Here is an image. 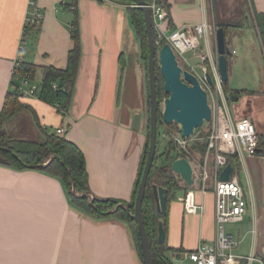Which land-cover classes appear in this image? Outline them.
Returning a JSON list of instances; mask_svg holds the SVG:
<instances>
[{"label":"crops","instance_id":"crops-1","mask_svg":"<svg viewBox=\"0 0 264 264\" xmlns=\"http://www.w3.org/2000/svg\"><path fill=\"white\" fill-rule=\"evenodd\" d=\"M71 1L0 0V110L11 88L18 60L39 66H66L72 47L70 29L74 16L73 8L67 6ZM167 5L165 27L208 20L207 0H167ZM247 6L250 12L251 7L264 12V0H248ZM76 8L82 54L68 111L60 112L37 97H23L35 111L40 127L30 110H25L29 118L23 110L11 120H23L24 116L28 122L32 119L38 130L33 136L42 140L41 129L53 132L66 127L63 135L75 143L85 157L89 192L101 199L128 202L146 140L142 116L139 129H132L133 115L141 112L130 102L135 96L141 104L147 97L146 70L139 41L124 3L77 0ZM34 9L41 12L43 18L29 30L25 43L23 31ZM199 52L195 51V55L199 56ZM202 65L201 60L200 67ZM41 78L42 72L38 69L34 81L40 83ZM117 113L119 120L114 116ZM256 126L259 133H264ZM17 127L29 139L24 131L28 128L18 121ZM192 190L196 201L203 205L202 210L186 213L180 199L183 194L169 205L167 244L182 249L180 253L168 254L173 264L184 259L191 261L185 255L188 251L196 249L200 241L214 242L215 239L214 192L211 187L202 191L194 186ZM251 200L252 194L247 208L252 211L250 230L255 228L262 232L264 217L258 218ZM0 264L142 262L125 222L114 218L96 219L77 210L59 178L34 168L0 165Z\"/></svg>","mask_w":264,"mask_h":264},{"label":"trees","instance_id":"trees-1","mask_svg":"<svg viewBox=\"0 0 264 264\" xmlns=\"http://www.w3.org/2000/svg\"><path fill=\"white\" fill-rule=\"evenodd\" d=\"M76 1L77 0H72L67 5L68 7L73 8L72 11L74 17L70 29L72 47L69 49L67 54L66 66L64 68H58L52 65L39 66L33 62H28L25 60H18L16 62L15 68L13 69L11 88L6 93L3 107L0 110V165L15 169H27L28 165L33 166L34 169L59 178L63 183L65 190L67 191L69 201L77 210L96 219L114 218L125 222L130 229L135 251L142 262L140 240L137 232V227L134 220L130 217L129 213H133L134 211V199L141 179L142 169L147 154L148 131L146 133V140L139 163L137 178L133 186L131 199L126 202L117 199H101L98 197H94V201L91 204L90 195L76 196L72 193L73 183L74 188L79 195H81L83 192H89L87 186L88 176L85 157L80 148L75 143L68 140L63 134L56 133V131L52 132L41 129L43 133V140L34 141L16 138L8 134L4 128V124L7 121L15 118L23 110H30L33 116H35V120L37 121V115L32 106L24 102L23 96L19 93V84L21 78L27 76L28 74L34 77L38 69H41L42 78L40 83H38L39 88L36 92V97L46 104H60L64 113L68 111L72 101L73 90L75 87L82 54L81 35L79 29L78 9L76 8ZM113 1L125 4V10L130 17L131 24L136 32V36L139 41L140 54L146 70L147 84L148 44L143 21V13L140 8L136 7L131 0ZM156 3L162 5L165 8H167L168 6L167 0H156ZM249 11L250 10H246V15H243L242 21L234 23L233 26L237 28H243L248 25L247 20L249 19L252 26L256 30L261 48L264 52V12L256 11L253 7H251L250 14ZM36 25V23L31 24L29 22H26L25 29L22 35L23 42L26 43L29 30L36 27ZM156 69L158 78V80L156 79V83L162 81L163 84L164 80L159 73L158 67ZM18 79L19 82L17 81ZM226 84L227 83H222L224 92H228V87L226 86ZM234 90V93L238 94L239 90ZM163 93V85L160 86L159 84V88H157V98L159 101L161 96H163ZM163 124L167 125L163 121L162 115L159 112L157 122V148L148 177L145 196L142 204V215L144 225L151 242L154 264H173L168 254L180 253L182 252V249L173 248L168 246L167 244L169 205L172 201L177 199V191H185L187 187L182 188L178 184L177 178L170 168L171 162L175 158L179 157V154L175 150L176 148H174L175 144L172 139L168 141L166 140V146L162 144L163 136L160 128ZM167 126L170 127L171 124ZM173 126L178 131L176 124H174ZM146 127L148 130V119ZM258 138V148L260 149V152H257V154L264 155V133L258 132ZM202 145L204 147H202ZM198 146L204 152L206 149V142L204 141V143ZM54 155L58 158L53 159L45 166H40L45 164L50 159V157ZM240 167L241 164L239 161H237L236 170H239ZM153 184L162 185L168 190L167 212L165 215L157 212L155 200L152 193ZM119 203L125 204L129 209V213L126 208L122 206H119L117 210H115L111 214L107 213L108 211L116 207ZM159 221L163 223V227L165 230V241L163 243H160L157 240V229Z\"/></svg>","mask_w":264,"mask_h":264},{"label":"built area","instance_id":"built-area-1","mask_svg":"<svg viewBox=\"0 0 264 264\" xmlns=\"http://www.w3.org/2000/svg\"><path fill=\"white\" fill-rule=\"evenodd\" d=\"M33 4L32 1L31 5ZM148 4L153 18L155 47L159 49L164 43H169L179 63L181 60L187 62L184 58L185 52L202 50L200 39L205 40V52L199 54L203 63L201 72L198 73L192 66L187 68L198 77L202 87L207 91L212 114L211 119L205 121L202 126L204 129L202 139L206 142V149L204 156L199 157L202 159L199 161L201 172L195 175L193 169L194 184L191 188L180 179L187 187L180 199L186 213H197L203 209V205L196 201L192 188L199 187L202 191L212 188L215 239L214 242L200 241L195 250L185 255L195 264H264V231L258 232L255 228L251 231L253 238L250 254L242 255L232 253L239 241L235 240L233 233L226 230L228 223L241 222L247 212L249 199L236 174V162L257 155L259 138L256 124L250 117H235L230 111L217 69L215 45L211 40L216 29L207 19H204L199 23L171 28L170 33L166 35L167 27L163 26L167 19L166 8L157 4L155 0L148 1ZM42 18V13L34 9L27 18V22L35 24ZM159 21L161 24L158 23ZM206 72L210 73L213 86L207 83ZM38 88V83L31 75L21 78L19 93L23 97H36ZM53 106L63 112L60 104ZM65 130L66 127H59L55 131L63 134ZM173 142L179 157H185L192 164L188 152V139L183 138L177 131L173 136ZM228 163L233 166V172L228 181H222L219 179V173Z\"/></svg>","mask_w":264,"mask_h":264},{"label":"rangeland","instance_id":"rangeland-1","mask_svg":"<svg viewBox=\"0 0 264 264\" xmlns=\"http://www.w3.org/2000/svg\"><path fill=\"white\" fill-rule=\"evenodd\" d=\"M247 4L248 0H207V17L213 28L216 29L219 26H223L225 30L226 44L231 52V57L227 60L228 79L226 86L228 87V92H224L230 111L235 117H250L258 126L263 129L264 132V52L261 48L256 30L252 26L249 19L247 20L248 25L243 28H237L233 26L234 23L242 21L243 15H246L245 11L249 10ZM250 13L251 12L249 11V14ZM158 23L161 24L160 21ZM170 29L171 28L167 26L165 32L166 35L170 33ZM211 40H215V32L211 37ZM134 43L135 41L132 39L133 48ZM200 44L202 46V50L200 51V49H198L196 51L205 52V40L200 39ZM232 50H234V52H232ZM200 52L197 54H200ZM133 54L132 58L134 57ZM195 54L196 53L193 50L185 52L184 58L189 64L181 60L179 65L183 68H190V66H192L200 73L201 59ZM159 84L162 86V81L157 83V88H159ZM231 89H236L237 91L239 90L238 94L235 93L237 95L236 100L231 99V95L235 92V90L232 91ZM145 92L147 93V97L141 104L138 103L135 96L130 99V102L132 104H136L135 108L140 110L142 121H144L142 128L144 129L145 133H147L148 130L146 125L148 119V88L147 91L145 90ZM166 96L167 95L163 93V96L160 98V114L162 113L161 111L163 109V101ZM120 101L121 105L123 106V100L120 99ZM24 113L27 112L24 111ZM26 116L29 118L28 113ZM26 116H24L25 119L23 120L18 118V120L15 119L14 121H7L4 124L6 132L16 138L27 139L25 135L20 133V130L17 127L18 121V123L28 128L24 130L27 133V136H29L28 140L41 141V138L37 139L36 136H33L34 132L37 133L38 130L34 128L35 126L32 122V119L28 122ZM114 116L116 120L121 118L120 114L118 113ZM174 124L175 123H172L170 127L163 124L160 128L163 136L162 144L165 146L166 140L168 141L172 139L173 141V136L177 132L173 126ZM203 131V127L196 129L194 133L188 138V152L190 153L189 158L193 164L191 165L195 171V175H199L201 172L199 161H202V159L199 157H203L205 152H203L198 146L205 141L202 139ZM42 134L43 133L41 132L40 135L42 136ZM202 147L204 146L202 145ZM236 172L241 184L243 185L246 197L249 199L250 194H252V201L256 206L258 218L259 216L264 217V155L257 154L251 159H246L241 163L240 169L236 170ZM174 175L177 178L178 184L184 188L185 186L180 180L179 176L175 173ZM182 194H184L183 190H178L176 193L177 196H181ZM251 217L252 211L249 208L244 215L243 221L228 223L226 225V230L228 232L232 231L235 236V240L239 241L238 246L232 250V253L234 254H250V245L252 242L250 230L252 228L250 220ZM238 231L240 233L237 235ZM176 264L195 263L189 261L188 259H184L182 261H177Z\"/></svg>","mask_w":264,"mask_h":264},{"label":"water","instance_id":"water-1","mask_svg":"<svg viewBox=\"0 0 264 264\" xmlns=\"http://www.w3.org/2000/svg\"><path fill=\"white\" fill-rule=\"evenodd\" d=\"M134 5L143 13V21L148 44V61H147V87H148V148L145 162L142 169L141 179L134 199V211L129 213L128 207L119 203L108 214L113 213L119 206L126 208L130 217L134 220L140 240L141 257L143 264H154L151 250V242L146 231L143 215L142 204L145 196L146 186L149 173L154 161L157 148V122L160 112V103L157 98V67L161 74L163 83V92L167 95L163 101L162 119L170 125L175 123L178 126V132L185 139H188L196 129L203 126L205 121L211 119V108L208 103L207 91L202 87L198 77L188 68L179 65L176 54L169 43H164L159 49L155 47L154 30L152 13L146 0H131ZM215 50L217 54V69L222 83H227L228 67L227 60L231 57V52L226 44L225 31L223 27L216 28L215 31ZM205 78L210 86L213 81L209 72L205 73ZM237 95H231L232 100H236ZM141 121L139 112L133 115L132 129L138 130ZM260 152V149H257ZM57 156H51L43 165L45 166ZM28 168L33 166L28 165ZM170 168L173 173L191 188L194 184L193 168L191 163L185 157L175 158ZM233 172V166L228 163L219 173V179L228 181ZM72 193L76 196L90 195V203L94 201V196L90 192H83L79 195L72 185ZM152 193L156 204L157 212L165 215L167 212L168 190L162 185L153 184ZM157 240L160 243L165 241V230L163 223L159 221L157 229ZM179 256V254H177Z\"/></svg>","mask_w":264,"mask_h":264}]
</instances>
